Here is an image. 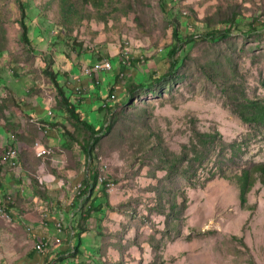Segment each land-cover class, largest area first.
Listing matches in <instances>:
<instances>
[{
  "label": "rangeland",
  "instance_id": "374dc122",
  "mask_svg": "<svg viewBox=\"0 0 264 264\" xmlns=\"http://www.w3.org/2000/svg\"><path fill=\"white\" fill-rule=\"evenodd\" d=\"M111 2L99 12L90 6L80 10L81 18L74 21L71 33L81 45L78 50L50 41L52 28L60 19L58 0H29L31 24L40 29L38 36L31 29L29 50L19 40L14 0H0V28L5 31L0 58V204L12 219L8 222L0 214V264L34 263L28 258L24 262L25 253L12 243L16 239L27 245L30 232L24 224L15 225L11 213L34 212L40 200L41 210L49 216L67 210L66 204L76 199L82 186L75 188L82 185L86 174L79 147L86 135L67 116L63 125L57 124L61 107L57 90L41 72L43 53L65 74L60 80L64 94L88 124L99 127L107 121V111L98 108L115 95L106 102L115 115L114 125L102 135L95 152L98 177L113 184L107 197L121 195L126 203L112 206L123 220L120 231H110L102 238L117 246L118 252L116 262L104 254L105 264H264V186L254 185L242 209L238 189L230 181L216 177L202 188H191L180 177L164 182L165 172L152 151L154 147L178 153L194 124L200 132L217 131L227 143L242 140L246 145L232 162L227 152V168L264 163V129L243 123L233 111V102L243 96L264 99V0ZM231 12L240 21L228 38L211 43L199 37L208 30L205 23L222 28L220 22ZM174 22H179L181 36L196 35V39L179 45L172 75L155 84L153 78L169 69L166 48L175 43ZM125 47L131 52V65L120 79L117 62ZM63 52L64 56L59 55ZM103 58L111 61L113 69L97 74L99 85L95 86L82 76V70ZM143 79L146 87L135 89ZM63 139L67 140L65 148ZM35 142L40 144L35 146L39 150L53 153L36 157ZM9 147L18 152L17 164L16 157L7 161ZM3 156L11 168L1 162ZM216 158L199 171L201 182L214 169ZM155 188L163 201L171 190L177 192L178 202L181 194L187 198L183 218L168 231L164 216L156 213ZM94 193L106 196L99 189ZM119 237L125 243L117 242ZM81 240V252L92 254L93 237L85 235ZM141 243L148 246L141 247Z\"/></svg>",
  "mask_w": 264,
  "mask_h": 264
},
{
  "label": "trees",
  "instance_id": "16d2710c",
  "mask_svg": "<svg viewBox=\"0 0 264 264\" xmlns=\"http://www.w3.org/2000/svg\"><path fill=\"white\" fill-rule=\"evenodd\" d=\"M17 12H18V19L17 23L20 28V37L19 40L23 44V46L27 47L30 50L32 40H31V29L32 34L38 36L40 33V29L37 25L32 24L33 21L29 17V0H14ZM111 0H58V4L60 7L59 11V22L54 24V28H52L53 36L50 38V41H57L58 44L63 45L64 47H71V49H78L80 50L81 45L77 43V40L71 36L72 33V26L76 19L81 18L78 15L81 9H85L86 7L90 6L96 12L102 11L104 7L111 4ZM239 15L235 12H231L229 16H227L224 20L220 22L222 28L219 27H210L208 23H205L208 26V30L204 33L199 35L205 41L216 43L220 40H225L231 34V32L235 29V27L239 23ZM202 23V22H199ZM179 22H174L172 26V39L175 41L170 44L166 49V57L171 60L169 69L166 74L160 76L159 78H153V82L155 84H159L166 80L171 74L172 70L175 67V61H173V57L176 54L179 45L183 43L192 42L195 40L196 35L183 37L181 36V32L179 31L178 27ZM252 30L254 27L250 24ZM5 31L0 28V58L4 51V46L2 43L5 41L4 36ZM88 49H93L89 46ZM123 52L121 56L127 52L131 55V52L128 47L122 49ZM41 58L44 62L43 67L41 69L42 74L50 81L51 85L57 90V95L59 97L58 104L61 108L59 118L57 121L58 125H63V120L65 119L64 116L70 118L71 120L75 121L77 128L79 131L82 132L83 135H86V138L83 137L84 143L82 146H79L81 152L83 154L84 163L86 164V174L82 179V189L78 193L76 197V201L82 200L81 206L79 211L84 216H81L79 229L77 230V234H70V231H66L67 239H75L77 245H71L69 252L67 253L68 257L74 259L77 255L80 254L78 250L81 245V236L83 233H86L88 230L84 225L87 220L93 217V213H99L101 211V207H106V209H112L108 203H106V189L104 184H98V166H97V155H96V146L100 141L102 135L104 133H109L114 125V118L110 111V104L106 103V106L99 107V111H107V121L103 123L99 127H94L91 124H88L85 120L81 118V113L78 111V107L73 104L72 100L65 96L64 91L62 89V85L60 84V80L64 77L65 74H61L59 70L55 68V61H53L51 56H47L43 53L41 54ZM59 55H65V53H60ZM131 58V57H130ZM105 58L97 61L95 63V67L99 68L98 66L101 65ZM109 60V59H108ZM136 63H139V59H133ZM130 65L131 61L129 59ZM119 64V62H117ZM129 65V66H130ZM127 67L122 68V71H125ZM88 69L84 68L82 70V76H86V71ZM100 72H91L90 73V80H97L96 76ZM92 76V77H91ZM145 80L141 81L140 85H137L135 89H143L145 84H143ZM97 86V85H95ZM150 88V87H149ZM134 89V90H135ZM110 101V100H109ZM235 104L234 113L238 115L239 119L250 126L259 127L264 129V99L262 100H250L243 96V98L235 100L233 102ZM61 118V119H60ZM66 133V131L64 132ZM68 136L73 140V136L67 133ZM79 143V142H78ZM31 145V144H30ZM40 145L38 142L32 144L33 147ZM67 146V140L63 139L62 148ZM246 146L242 140H235L233 142H225L222 136L217 131L212 132H200L194 126L190 129V136L188 138L187 143L182 144L180 147V151L178 153H173L168 150H162L160 148H152V151L157 153V162L159 163V168L165 172L164 175V182H172L176 177H180L185 180L191 188L196 187H204L208 181L213 180L214 178L218 177L220 179L230 181L234 183L238 189V199L240 203V207L242 209L245 208L247 204V195L254 187L256 183L264 186V163H256L253 164L249 168L241 167L235 170H231L227 168L225 164V159L227 156V152L229 153L228 160L232 162L234 157L238 156L241 152L242 148ZM15 151L16 149L9 148L8 152ZM6 154V152H5ZM4 154V156H5ZM18 156V152H16ZM4 156L2 158L3 164L8 165L10 168L11 166L9 163L4 162ZM17 156H16V164H17ZM217 157L216 160L213 162V170H209L206 177L199 179V173L206 169L207 165L210 164L212 157ZM45 157V156H44ZM201 170V171H200ZM200 171V172H199ZM38 182V181H37ZM41 183V182H40ZM35 189L34 187H32ZM101 191L102 195H106L105 197L100 196V198H104V203H93L90 202L89 208L84 210L86 207V202L88 199L94 194L96 190ZM165 189V186L162 188ZM155 193V207L156 213L161 214L164 216L165 219V231L170 229V225H174V223H179L183 218L184 211L187 207V198L184 194H181L180 202L177 201L176 193L174 191H164L167 193V201H163L162 193H157V189H153ZM35 195H38L37 189L35 191ZM126 203V202H123ZM166 204L167 212H166ZM123 205V204H121ZM120 205V206H121ZM12 209V208H11ZM43 216H49L48 212L45 210ZM48 219V218H47ZM46 219V220H47ZM43 220V221H46ZM99 222V220H97ZM27 228V227H26ZM73 231L75 229H72ZM62 232V230H61ZM60 232V233H61ZM166 233V232H165ZM180 233V232H179ZM164 235V234H161ZM180 234H178L179 236ZM149 244V243H148ZM49 248V245L47 249ZM153 249V248H152ZM50 250V248H49ZM48 251V250H47ZM34 252L36 250L34 249ZM36 254V253H35ZM47 252L43 255L39 254L40 257H44V263L46 262V255ZM55 261L61 262V256H58ZM31 260L36 262L37 259L32 257ZM106 260L102 262L105 264ZM51 264V263H47ZM121 264V263H117Z\"/></svg>",
  "mask_w": 264,
  "mask_h": 264
},
{
  "label": "crops",
  "instance_id": "0c3cea01",
  "mask_svg": "<svg viewBox=\"0 0 264 264\" xmlns=\"http://www.w3.org/2000/svg\"><path fill=\"white\" fill-rule=\"evenodd\" d=\"M91 94L92 93L90 92V87H88V95ZM62 142L63 141H61V143ZM39 149L40 148H38V150ZM43 182H45V180H43ZM103 199L104 198H100L99 195L94 193L88 199V202H86V207L84 208V210H87L89 208L90 202H93L95 204H103ZM124 201L125 197L121 195L113 199L111 198V196L106 198V203H108L110 206H113L117 203L123 204ZM40 202L36 204L37 209L35 208L36 210L34 212L32 211L30 213L20 214L19 212L15 211L11 213L14 216L13 218L16 220V222L14 223L15 225L20 226L21 224H24L25 226H28L27 228L31 229L30 233H28L27 245L24 244L22 241L12 239V243L15 246L16 250H22L23 253H25L24 262H28L27 258L31 260V258L34 257L37 259L35 264H39L38 262H40V264H100L104 262V260H106V258H104V254H106L107 256H111L113 262H116L118 260V252L116 251L117 246L108 242L105 243L106 241H102V238L105 236V233H110V231H120L119 223L121 219L123 220V217H121L117 212L113 211V209L110 210L106 209V207L104 206L101 207V211L99 213H93V217L89 218L87 222L82 225V227L85 226L88 231L82 234L81 239L85 235H87L88 237L92 236L95 248L92 249V254H85L81 252L79 248L78 250L80 251V254L77 255L74 259H71L68 257L67 253L69 252L70 246L75 245L76 240H68L66 237V231L69 230L71 235L77 234V230L80 228L79 224L81 216H84L79 211L82 200L76 201V199H72L69 204H66L68 206L67 210H57V212H54L51 216H48V219L46 218V221H43V214L45 212L41 210ZM38 211L42 212L41 216H38ZM60 220L62 221V232L58 233L55 228V224L57 221ZM97 220H99V222H97ZM72 229L75 230L73 231ZM41 240H46L47 247L48 245L50 247V250L49 248H46L47 256L45 258L47 263H44V257H40L34 252L35 244L40 243ZM118 241H120L121 243H125V239H123L122 237H119L117 242ZM32 243L33 246L31 245ZM144 245L147 244L141 243V247H143ZM59 255L61 256L60 258L63 261L56 262L55 260L59 258ZM109 259L110 258L108 257V260ZM124 264L128 263L124 262Z\"/></svg>",
  "mask_w": 264,
  "mask_h": 264
},
{
  "label": "built area",
  "instance_id": "2783aa9c",
  "mask_svg": "<svg viewBox=\"0 0 264 264\" xmlns=\"http://www.w3.org/2000/svg\"><path fill=\"white\" fill-rule=\"evenodd\" d=\"M119 64H120V68L122 69V68H124V67H129L130 62L125 61L124 58H123V56H122V59L119 61ZM83 68H87V69H88V77H87V78H90V73H91V72L108 73V72L112 71V69H113V67H112V63H111L110 60H109V65L106 66L105 68H97V67H95V64H93V65H91V66L86 65V66L83 67ZM121 69H120V71L118 72V76H119L120 79H121V78L123 77V75H124V72H123ZM91 83H93V84H95V85H99V81H98V80H91ZM75 90L77 91L78 94L81 93V92H80V89H79L78 87H77ZM114 99H115V95H114V94H111V95L106 99V101L103 102V104H102L101 107L104 108L106 102H108L109 100H114ZM9 148H13V147H9ZM9 148H7V150H6V156L8 155V149H9ZM16 152H17V150H16ZM52 153H53V151H52L51 149H44V148H42L41 150H38V151H37V153H36V157H37V154H45V156H50ZM12 169H15V166H13ZM102 184L105 185V189H106L105 191H106V193L109 194L111 188L113 187V184H111V183H109V182H107L106 180H103V179H102ZM100 185H101V184H100ZM80 187H81V184H78V185L76 186V188H79V189H80ZM0 213H7V212H6V208H5V206H4V205H1V204H0ZM44 220H45V216H44ZM61 222H62V221L60 220V221H57L56 224H55V228H56V230H57L58 233H60L61 230H62V223H61ZM45 244H46V240H41V247L39 248V252H35L37 255L40 254V250H42V249L44 248ZM32 264H35V262L32 263Z\"/></svg>",
  "mask_w": 264,
  "mask_h": 264
},
{
  "label": "bare ground",
  "instance_id": "6f19581e",
  "mask_svg": "<svg viewBox=\"0 0 264 264\" xmlns=\"http://www.w3.org/2000/svg\"><path fill=\"white\" fill-rule=\"evenodd\" d=\"M123 58H124V60L125 61H127V62H129V59H130V57H131V55L130 54H128L127 52H125L123 55ZM109 65V60L108 59H104L103 60V62L101 63V65L100 66H98L99 68H105L106 66H108ZM86 76H88V70L86 71ZM92 77V76H91ZM78 96V95H77ZM16 152L15 151H10V152H8V155H7V161L8 160H10L11 158H15L16 157ZM44 154H39V156H43ZM98 184H102V178L101 177H98V182H97ZM76 190H78L79 188H75ZM110 191H112V188H111V190ZM79 193V192H78ZM1 215H2V217L4 218V219H7V221L8 222H10L12 219H11V217H10V215L8 214V213H0ZM27 231L28 232H30L31 231V229L30 228H27ZM41 247V241H40V243H36L35 244V247H34V249L36 250V252H39V248ZM46 248H47V243L45 244V246H44V248L42 249V250H40V254L41 255H43V254H45V252H46Z\"/></svg>",
  "mask_w": 264,
  "mask_h": 264
}]
</instances>
